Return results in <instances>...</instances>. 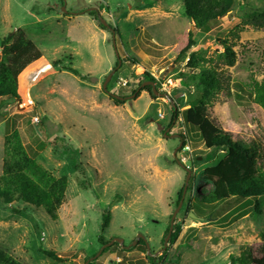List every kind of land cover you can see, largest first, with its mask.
Returning a JSON list of instances; mask_svg holds the SVG:
<instances>
[{
    "label": "rangeland",
    "instance_id": "1",
    "mask_svg": "<svg viewBox=\"0 0 264 264\" xmlns=\"http://www.w3.org/2000/svg\"><path fill=\"white\" fill-rule=\"evenodd\" d=\"M242 4L236 1L232 11L205 34L194 29L179 0H0V41L22 30L56 71L32 72L31 81L18 89L19 101L0 100V174L5 138L17 132L38 164L56 177H68L66 203L55 220L43 209L19 203L12 206L19 213L12 214L0 205V249L22 264H96L95 260L98 264H231V256L239 257L246 246L256 249L262 242L264 217L249 212L253 203L225 213L215 211L216 205L199 203L197 193L209 188L202 181L203 171L214 166L222 150L205 149L198 134L184 124L181 114L188 108L189 95L183 94L175 118L170 102L153 99L146 91L132 93L142 73L149 72L164 83L173 82L166 88L169 100L179 88L180 74L197 73L186 67L187 57L175 61L189 31L194 49L206 59L222 54L220 42L234 43L235 65L220 72L230 94L215 95L205 112L233 139L255 142L259 152L264 151V110L246 94L251 79L263 77L264 31L235 30L243 13L261 9L264 1ZM97 17L107 27L100 21L104 26L100 28ZM134 59L138 65L129 61ZM57 62L61 64L56 70ZM66 66L80 76L62 71ZM114 69L106 87L126 99L118 106L102 89ZM163 72H167L164 78ZM119 79L134 85L123 88ZM156 90L161 93L157 86ZM193 158L197 163H192ZM177 160L191 161L190 177L173 222V226L182 223L181 233L162 263L155 257L166 249L163 237L187 175ZM188 204L192 211L187 215ZM261 210L264 214V199ZM107 214L109 225L103 229ZM209 217L214 221L206 222ZM100 237L108 243L119 239L122 247L136 246L141 239L146 252L110 245L101 254ZM118 249L131 253L124 259L119 254L121 262L109 259ZM40 250L64 260H51ZM254 264L264 261L257 259Z\"/></svg>",
    "mask_w": 264,
    "mask_h": 264
},
{
    "label": "trees",
    "instance_id": "2",
    "mask_svg": "<svg viewBox=\"0 0 264 264\" xmlns=\"http://www.w3.org/2000/svg\"><path fill=\"white\" fill-rule=\"evenodd\" d=\"M179 1L186 18L193 24L194 29L205 34L212 30V26L219 19L232 11L236 1L238 3L243 2V4L247 3V5L249 3V0ZM92 15H94L93 12ZM95 20L100 28H104L98 17ZM245 28L264 31V5L261 9H249L243 13L240 23L236 26L235 30ZM192 35V32L189 31L187 44L181 49L175 61L178 62L182 58L187 57L186 67L198 71L197 73L185 74L184 76L179 75L177 78L179 79L177 85L179 88L169 98V106L176 118L178 103L179 101L183 102V94L184 96L188 94V108L181 114L184 124L188 125L192 131L198 134L205 149L222 150L214 166L208 167L203 171L202 181L208 184L209 188L203 193L201 191L197 193L200 197L199 203L202 205H216L215 211L221 213H225L228 209L230 211L242 210L253 203V209L249 210V212L252 211L253 217H264L261 210V203L264 199V151L259 152V146L255 142L244 143L233 139L229 133L216 126L205 112L206 106L215 95L220 92H225L227 95L230 94V91L221 81L223 76L220 72L223 71V67L231 68L235 65L236 55L233 51L235 45L234 43L227 44V42L222 41L220 42L223 48L222 54L215 55L214 60L206 59L204 53L198 51L197 48L194 49L195 42ZM235 37L238 38L236 34ZM0 56V100L10 99L12 101H19L18 77L26 67L39 60L42 57V53L34 43L26 38L22 30L17 29L7 37L1 39ZM129 61L133 65H138L135 59ZM212 63H215V65H212ZM60 64L57 62L53 65L58 67ZM204 64H208V67H205ZM29 69L30 71L24 70L22 78L27 77L36 68ZM47 69L49 67L45 66L41 72ZM218 69L220 70L219 72ZM62 70L78 77L80 76L70 66L63 67ZM81 78L84 79L86 77L81 76ZM145 82L155 83V79L149 72H143L140 81L136 85L131 81L127 86H135L132 93L139 94L146 91L153 99H156L152 95L150 86L140 89V86ZM107 91L109 92L110 90L107 89ZM194 92L195 94H193ZM246 94L252 103L259 105L264 110V73L260 81L251 79ZM236 97L237 100L241 98L240 96ZM110 98L116 106L123 104V101L111 96ZM179 137L185 140L182 135H179ZM4 143V157L2 159V172L0 174V205L10 208L12 214H18L19 212L12 206L21 203L32 210L43 209L52 220H55L57 212L66 203L68 177L66 175L56 177L50 170L38 164L23 145L19 133L14 132L8 135ZM182 147H185L184 141H182ZM27 148L30 150L29 147ZM191 161L195 164L197 163V158H193ZM182 191L183 188L179 193L177 205L181 200ZM222 202L224 204L220 205L219 203ZM219 205L221 208L217 209ZM191 211L192 206L188 204L184 213L188 215ZM109 221V215H104L103 229L108 227ZM205 221L212 222L214 220L209 217ZM181 228L182 223L177 222L174 224L166 249L160 250V255L155 257L159 262L164 257L167 258L169 248L181 233ZM168 229L163 239H165ZM260 235L262 242L257 245L256 249L253 250L250 246H246L239 257L231 256V264H254L257 259L264 261V230ZM99 241L101 246H105L108 243V241L102 240L101 237ZM113 245H116V247L120 246L117 243H113L111 246ZM120 247L124 251V248ZM107 249L109 248H104L101 254L107 251ZM129 249H132L131 251L140 250L141 253H145L146 242L140 239L137 241L136 246H130ZM42 254L57 262L64 260L52 251H42ZM150 254L153 253L150 252ZM150 260L152 259L150 258ZM0 264L22 263L13 258L5 250L0 249Z\"/></svg>",
    "mask_w": 264,
    "mask_h": 264
},
{
    "label": "water",
    "instance_id": "3",
    "mask_svg": "<svg viewBox=\"0 0 264 264\" xmlns=\"http://www.w3.org/2000/svg\"><path fill=\"white\" fill-rule=\"evenodd\" d=\"M98 19H99V17H98ZM100 21H101V23H102L103 25H105V27H107V25H106V23H105L104 20H100ZM112 34H113V31H112ZM0 45H1V41H0ZM116 57H117V67H119L120 64H121V59L119 58V56H118L117 53H116ZM117 67H116V68H117ZM116 68H115V69H116ZM115 69L112 70V71L107 75V77H106V79H105V81H104V83H103V85H102V89L104 90V92L107 93V95H109V96H111V97H113V98H115V99H118V100H120V101H125V100H126L125 98L118 97V96H116L115 94H112V93L108 92L107 89H106V86H107L108 82L110 81L111 77L113 76ZM166 74H167V72H163V73H162V78H164ZM146 86H150V88H151V92H152V95H153L154 97H156V98H160V97L166 96V95H163V94H160L159 92H157L156 87H155V84L152 83V82H145V83H143V84L140 86V89H141V88H144V87H146ZM165 136H167L166 133H165ZM177 164H178L181 168H183V169L186 170L187 175H186V179H185V185H184V188H183V191H182L181 200L179 201V203H178V205H177V209L174 211V213H173L172 216H171L170 226H169L168 233H167V235H166L165 242H164V248H166L167 243H168V241H169V239H170V236H171V233H172V230H173V222H174V219H175V217H176L177 212L179 211V209H180V207H181V205H182V202H183L182 199H183V197H184V194H185V191H186V188H187V182H188L189 177H190V170H189V167L191 166V161L181 162V161H178V160H177ZM192 218H193V219H196V218H194V217H192ZM200 221H201V220H200ZM113 243H117L118 245L123 246V242H122L121 240H119V239H115V240H113L112 242H110V243L106 244L105 246H103L102 249H104V248H106V247L112 245ZM123 248H124L125 250H128V249L130 248V246H129V247H123Z\"/></svg>",
    "mask_w": 264,
    "mask_h": 264
},
{
    "label": "crops",
    "instance_id": "4",
    "mask_svg": "<svg viewBox=\"0 0 264 264\" xmlns=\"http://www.w3.org/2000/svg\"><path fill=\"white\" fill-rule=\"evenodd\" d=\"M45 66H48L49 67V69H48V73L47 72H45L44 74L45 75H47V74H54L56 71H54V69L53 68H51V66L49 65V63L46 61V59L42 56L39 60H37V61H35L34 63H32V64H30L29 65V67H27V69H29V68H36L34 71H33V73H36L35 71H40V73H38L39 75L41 74V71L43 70V68L45 67ZM57 68L58 67H56L55 69L57 70ZM60 68V67H59ZM63 71V70H62ZM32 73V72H31ZM43 74V73H42ZM29 75H31V74H28L27 75V77H25V78H22V74H20L19 75V78H18V89L19 88H21V84H23V85H27V81H29V79H30V81H31V76H29ZM37 78H35L32 82H34L35 80H36ZM30 86H32V85H30ZM19 97H20V99H21V96L19 95ZM125 251H127V250H125ZM131 252H122V251H116L115 253H113V254H111L112 256H111V258H110V256H109V259H119L120 260V258L119 257H121L119 254H124V257H122L123 259L124 258H127V257H129V254H130ZM120 262H121V260H120ZM129 262V261H128ZM96 264H98V262H96Z\"/></svg>",
    "mask_w": 264,
    "mask_h": 264
},
{
    "label": "built area",
    "instance_id": "5",
    "mask_svg": "<svg viewBox=\"0 0 264 264\" xmlns=\"http://www.w3.org/2000/svg\"><path fill=\"white\" fill-rule=\"evenodd\" d=\"M151 76L155 79V83H156L155 87L157 86L159 88L161 92L160 94L166 95V96L160 97L162 103L166 104L167 102H169L168 95H170L166 88L169 84L173 85V82L171 80H168L166 83H164L163 79H159V78L157 79L152 74ZM119 82H121L122 87H125L128 84V81L126 79H119ZM117 86H120L119 83H117ZM174 88H177V86L174 85Z\"/></svg>",
    "mask_w": 264,
    "mask_h": 264
}]
</instances>
